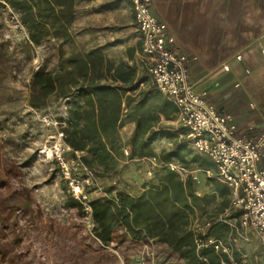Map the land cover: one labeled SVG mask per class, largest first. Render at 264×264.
Here are the masks:
<instances>
[{"label": "rangeland", "instance_id": "1", "mask_svg": "<svg viewBox=\"0 0 264 264\" xmlns=\"http://www.w3.org/2000/svg\"><path fill=\"white\" fill-rule=\"evenodd\" d=\"M214 29L215 34L221 35L214 48L226 54L222 61H228L239 46L236 34H230L231 28ZM72 32L73 39L68 42L50 37L41 45L29 42L28 46L27 29L18 13L8 5L0 8V264H184L179 252L148 238L135 240L125 230L117 232L110 245H104L93 233V221L73 203L75 198L68 183V176L85 177L77 164L80 155L65 145L61 134L64 125L59 120L67 116L70 99L51 95L48 106L33 114L21 107L18 96H29L34 69L40 64H46L50 70L57 68L61 43L68 52L99 47L114 62L136 64L140 75L149 81L141 64V35L130 0H77ZM231 64L243 71L245 60H233ZM251 68L248 76L255 78L259 65ZM260 77L264 86V75ZM242 81L245 83L246 79ZM151 85L145 82L138 87L143 90ZM127 107L128 104L124 109ZM171 115L174 119L175 113ZM165 125L177 128L176 122L168 121L167 116ZM123 132L124 144L128 134ZM172 150L184 154L187 160L196 158V150L183 141ZM121 152L119 157L125 159V151ZM198 159L203 165H214L209 157L200 155ZM129 165L130 162L124 163L120 168ZM164 167L171 168L168 164L155 165L144 177L155 178V170ZM104 179L107 183L112 181ZM99 183L100 179L87 187L90 199L96 196L93 188ZM244 231L248 240L235 234L241 251L248 252L243 264H264V249L256 229L246 227ZM240 254L235 253L237 257Z\"/></svg>", "mask_w": 264, "mask_h": 264}, {"label": "trees", "instance_id": "2", "mask_svg": "<svg viewBox=\"0 0 264 264\" xmlns=\"http://www.w3.org/2000/svg\"><path fill=\"white\" fill-rule=\"evenodd\" d=\"M6 5L18 13L27 29L25 43L28 46L29 42L41 45L50 37L62 42L73 39L77 0H0V8ZM136 73V64L114 62L99 47L68 52L61 43L57 68L50 70L46 64H40L32 72L29 96L19 95L18 99L28 114L43 111L51 95L70 99L67 116L59 120L64 125V142L74 153L87 149L93 160L104 164L113 159L107 144L113 145L124 113L137 122L131 143L142 148L143 143L138 138L150 126L152 110L159 109L167 116L175 112V107L154 85H151L154 88L140 90L137 100L127 94L147 79L140 76L135 81ZM124 101L131 106L126 111ZM172 155V151L167 152V157ZM80 161L92 167L86 156H80ZM199 200L190 178L183 180L173 169L163 168L160 183L152 184L140 195L120 193L117 200L106 196L91 199L92 230L104 245H110L114 231L125 226L134 238L145 236L167 242L179 251L186 264H201L202 255L208 257L211 264H219L220 256L214 254V249L207 246L198 250L195 239L212 235L226 238L231 226L226 222H215L205 234L197 235L187 230L189 215L200 206ZM73 203L82 210L78 200L73 199Z\"/></svg>", "mask_w": 264, "mask_h": 264}, {"label": "crops", "instance_id": "3", "mask_svg": "<svg viewBox=\"0 0 264 264\" xmlns=\"http://www.w3.org/2000/svg\"><path fill=\"white\" fill-rule=\"evenodd\" d=\"M150 1L155 14L167 23L170 31L176 36L180 48L198 56L192 70V81L195 87L209 90V99L221 110L231 114L232 121L237 124L239 132H248L250 134L259 132L264 126V86L260 84V81H262L260 76L264 75V0ZM214 28H231L230 34H236V41L239 46L237 49L234 48L228 58H232L236 54H233L234 51L242 52L245 67L250 66L251 68V66L259 65V74L255 78H249L248 76L251 74L252 68L249 74H245L241 71L242 67L238 66H233L232 71H225L222 68V64L226 62L222 61L226 58V54L214 48V44L219 43V39H221V35L215 34ZM234 28H236V31ZM141 43L142 41L140 40V45ZM127 62L134 64L130 61ZM143 70L145 71L144 68ZM139 71L137 68L135 81L142 76ZM227 72L230 75L226 74ZM146 76L148 75L146 74ZM237 78L242 82V87L240 88H234L233 86L234 80ZM243 78L246 79L245 83L242 81ZM145 82L150 85V78L149 81L146 79L139 84L143 85ZM152 87L154 88V86H150V88ZM140 90L141 88L137 87L133 91L135 94H132V97H135L134 95L139 97ZM155 91L157 90L155 89ZM229 93L230 95H228ZM137 99L135 98V100ZM125 105L124 101L123 106ZM130 108L131 106L127 107L126 110ZM126 110L124 109V111ZM173 113H175L174 119L171 114L167 116L159 109L156 111L152 110L149 120L150 126L138 138L143 143L142 148L133 145L130 141L136 128V120L123 115L113 145L106 143L107 148L113 154V159L108 163L103 164L93 160L87 149L77 151L80 156H86L92 163V168L94 167L93 169L97 170V182L100 179L101 184H97L93 189L96 196L91 199L106 196L117 200L120 193H127L132 196L140 195L152 184L160 183V177L163 174L162 168L161 171L160 169L155 170L156 179L152 177L146 178L144 177L146 171L151 172L155 165L178 164L187 168L188 173L181 174L177 170H173L183 180L190 178L192 189L200 197V206L196 207L193 213H190L189 224L185 228L192 230L197 235L198 233L205 234L209 226L215 222H226L230 225V222H235V218L238 215L237 211L229 209L231 189L223 181L210 177L203 171L207 167L214 169L215 165L199 163L198 156L202 154L196 151L194 152L196 158L187 160L183 156L184 154H175L176 152L172 150L178 148L179 143L182 141L191 147L190 144L178 136L176 127L172 129L165 125L166 116L168 121L175 122L176 110ZM124 130L127 131L128 142L123 144ZM103 140L105 141L104 137ZM121 150L126 153L125 159L119 157V154H122ZM169 151L173 153L171 157H167V152ZM183 158L185 161H183ZM129 162V167L126 169L120 168L124 163ZM261 165L264 167V155ZM105 177L112 178V181L107 183L106 181L108 180H105ZM128 182L132 184L129 185ZM122 230H125L130 235L125 226H119L113 233V240L115 239V234L122 232ZM140 238L151 239L175 250L167 242L157 241L145 236ZM134 239L137 240L139 238ZM213 249L214 254L219 255L221 259L220 253L215 248ZM223 256L225 257V255ZM182 260L186 264L183 257Z\"/></svg>", "mask_w": 264, "mask_h": 264}, {"label": "built area", "instance_id": "4", "mask_svg": "<svg viewBox=\"0 0 264 264\" xmlns=\"http://www.w3.org/2000/svg\"><path fill=\"white\" fill-rule=\"evenodd\" d=\"M130 7L141 35V64L158 92L175 107L176 133L197 153L213 161L215 168L207 167L203 171L229 186V209L238 212L235 222H230L231 232L226 239L214 236L197 238V248H215L222 256L220 264H243L248 252L241 251L235 234L248 240L244 230L253 227L264 249V167L261 165L264 126L255 134L239 133L231 114L221 110L209 99V90L195 87L192 70L198 56L180 48L176 36L167 23L155 14L148 0H130ZM233 60L243 61V53H236L222 64V68L232 71ZM243 72L249 74L250 66L244 67ZM233 86L242 87L239 78L234 80ZM61 134L64 139L62 130ZM77 164L82 167L85 177L68 176L69 187L73 197L80 202L82 210L92 221L91 191L87 187L96 185L97 179L91 168L81 161H77ZM170 166L181 174L188 173L187 168L181 165ZM236 251H240L239 257L235 255ZM200 258L201 264H211L208 257L202 255Z\"/></svg>", "mask_w": 264, "mask_h": 264}, {"label": "water", "instance_id": "5", "mask_svg": "<svg viewBox=\"0 0 264 264\" xmlns=\"http://www.w3.org/2000/svg\"><path fill=\"white\" fill-rule=\"evenodd\" d=\"M148 2H149V4H151V1L150 0H148Z\"/></svg>", "mask_w": 264, "mask_h": 264}]
</instances>
